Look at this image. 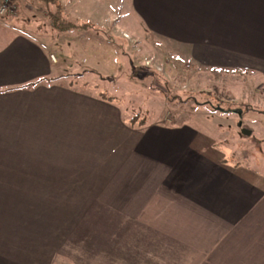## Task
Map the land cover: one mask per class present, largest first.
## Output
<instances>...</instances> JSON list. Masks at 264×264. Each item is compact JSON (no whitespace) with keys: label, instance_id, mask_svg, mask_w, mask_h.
Wrapping results in <instances>:
<instances>
[{"label":"crops","instance_id":"0c3cea01","mask_svg":"<svg viewBox=\"0 0 264 264\" xmlns=\"http://www.w3.org/2000/svg\"><path fill=\"white\" fill-rule=\"evenodd\" d=\"M131 2L148 28L200 51L227 40L231 69L250 66L233 53L264 60V0ZM8 41L0 48V264L59 263L45 262L34 238L57 240L52 225L87 241L99 230L103 262H252L264 181L225 166L187 126L131 123L112 100L46 85L52 64L39 45L26 35Z\"/></svg>","mask_w":264,"mask_h":264},{"label":"rangeland","instance_id":"374dc122","mask_svg":"<svg viewBox=\"0 0 264 264\" xmlns=\"http://www.w3.org/2000/svg\"><path fill=\"white\" fill-rule=\"evenodd\" d=\"M17 2L14 15L0 17V48L16 34L30 37L52 64L51 72L43 77L49 82L46 85L71 88L68 86L71 84L79 93L112 100L120 109L121 116L129 117L130 121L133 118L138 122L162 118L167 123L187 126L198 133V138H202L198 139L199 144L215 143L213 150L224 152L229 164L240 162L242 166L251 167L257 158L260 162L256 169H264V78L258 69V66L264 68V60L248 54L246 57L241 52L240 55L233 53L232 56L245 61L243 64L250 61L247 70L241 68L239 72L221 71L218 74L211 72L212 68H234L236 63L227 55V40H208V43L216 44L212 48L204 46V51H200L198 44L176 41L158 34L136 14L131 0H57L56 5L51 6L53 11L55 6H60L65 17L87 24L86 28L72 32L54 30L47 11L40 3L33 0ZM206 52L220 53L221 61L218 63L208 58L204 55ZM170 56L183 62L177 67ZM102 94L108 98H103ZM241 128L250 130L251 134H241ZM252 169L253 174L259 175ZM261 178H257V183L262 182ZM28 195L30 197L31 193ZM48 205L40 203L38 211L43 212ZM78 223L90 228L100 225V221L95 219H82ZM48 230L50 235H58L53 236L57 240L48 244L34 237L35 243L43 248L39 253H48L45 262L118 263L114 259L112 262L100 259L101 250L97 242L99 230L88 241L82 235L76 236V239L69 237L74 235H69L67 226L59 230L52 225ZM259 237L252 245L254 250H258L256 254L252 250V262L246 257L235 263L171 264H264V226ZM51 246H54L53 250H47ZM20 253L21 250L12 251L16 258ZM31 261L40 262L37 257ZM123 262L131 264L126 260Z\"/></svg>","mask_w":264,"mask_h":264},{"label":"trees","instance_id":"16d2710c","mask_svg":"<svg viewBox=\"0 0 264 264\" xmlns=\"http://www.w3.org/2000/svg\"><path fill=\"white\" fill-rule=\"evenodd\" d=\"M19 1V0H18ZM35 2H38L40 3L41 5H43V7L45 8V10L47 11V15H48V18L51 22V25H52V28H54V30H57V31H60V32H72V31H79L81 30L82 28H86L87 27V24H84V23H76L70 19H68L67 17H65V15L63 14V11H62V8L60 6H55L56 9H54V11L52 10L51 6L53 5H56V1L57 0H33ZM18 3V2H17ZM170 59L172 60V63L173 65L175 66H180L181 63L183 62L182 60H180L179 58L175 57V56H170ZM221 71H230V72H239V69H216V68H212L211 69V72H214V73H221ZM103 95V98H108V97H104V94ZM133 123L137 122L136 118H133V120H131ZM144 120H140L139 123H143ZM212 146H215V143L212 144ZM219 153L220 155L222 156L221 157V162L231 168L232 170H236V171H243L245 172L247 175H251L253 177H262L261 181H263L264 179V169L262 170H258L256 169L255 166H257L260 162V160H258L256 158V160L254 161V163L251 164V167H248V166H242L240 165L241 163H234L233 165L229 164L227 162V160L225 159V154L224 152H221L219 150ZM259 158H261L259 156ZM263 158V156H262ZM254 168L255 172L257 171L259 173V175H256V174H253V169ZM252 172V173H251Z\"/></svg>","mask_w":264,"mask_h":264},{"label":"built area","instance_id":"2783aa9c","mask_svg":"<svg viewBox=\"0 0 264 264\" xmlns=\"http://www.w3.org/2000/svg\"><path fill=\"white\" fill-rule=\"evenodd\" d=\"M17 8V0H0V17L14 15L17 11Z\"/></svg>","mask_w":264,"mask_h":264},{"label":"water","instance_id":"95a60500","mask_svg":"<svg viewBox=\"0 0 264 264\" xmlns=\"http://www.w3.org/2000/svg\"><path fill=\"white\" fill-rule=\"evenodd\" d=\"M238 125L240 126L241 125V122H239ZM240 131H241V134H243L245 136H248V135L251 134V131L248 130V129H246V128H241Z\"/></svg>","mask_w":264,"mask_h":264}]
</instances>
